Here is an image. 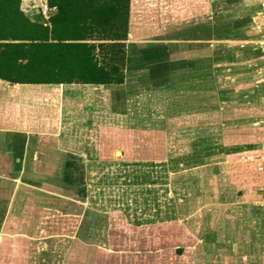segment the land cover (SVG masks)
I'll use <instances>...</instances> for the list:
<instances>
[{"label": "crops", "instance_id": "1", "mask_svg": "<svg viewBox=\"0 0 264 264\" xmlns=\"http://www.w3.org/2000/svg\"><path fill=\"white\" fill-rule=\"evenodd\" d=\"M261 38L264 0H130L121 83L0 78V264L60 220L74 264H264Z\"/></svg>", "mask_w": 264, "mask_h": 264}, {"label": "trees", "instance_id": "2", "mask_svg": "<svg viewBox=\"0 0 264 264\" xmlns=\"http://www.w3.org/2000/svg\"><path fill=\"white\" fill-rule=\"evenodd\" d=\"M29 18L0 0V78L19 83H121L130 0H44Z\"/></svg>", "mask_w": 264, "mask_h": 264}, {"label": "rangeland", "instance_id": "3", "mask_svg": "<svg viewBox=\"0 0 264 264\" xmlns=\"http://www.w3.org/2000/svg\"><path fill=\"white\" fill-rule=\"evenodd\" d=\"M22 2L23 3L21 5V8L25 12V14L29 16V18L31 19L45 21L46 17L50 13V11H48L44 5L45 4L44 0H22ZM262 40H264V38H261V41ZM231 45L233 46V43H231ZM263 55H264V48H263ZM261 75H262L261 78L264 79L263 73ZM240 194L241 193H239V195ZM227 201L229 202V200ZM192 219L193 218L189 219L191 223H192ZM53 220L54 218L51 221ZM195 220L193 221L192 224H194ZM60 221L58 223L51 222V223H57V225L49 232L45 231L43 235L48 236V239L46 240L45 243L40 242V240L39 241L37 240L36 243H34V239H33L30 241L28 250L26 249L21 250L20 256L24 254V257H26L25 254H27L26 259L28 260V264H74L73 262L75 261V251L77 250H75V248L73 247L76 241L72 238L73 233L68 234L69 236H65L67 234H65L63 230L60 229V225H59ZM58 225L59 228L57 229ZM63 237H65V239ZM211 251L215 252L214 255L217 254L216 249H212ZM11 255L12 254L10 250L1 252L2 258L8 256V259H10Z\"/></svg>", "mask_w": 264, "mask_h": 264}, {"label": "built area", "instance_id": "4", "mask_svg": "<svg viewBox=\"0 0 264 264\" xmlns=\"http://www.w3.org/2000/svg\"><path fill=\"white\" fill-rule=\"evenodd\" d=\"M262 43H263V48H264V40H262Z\"/></svg>", "mask_w": 264, "mask_h": 264}]
</instances>
